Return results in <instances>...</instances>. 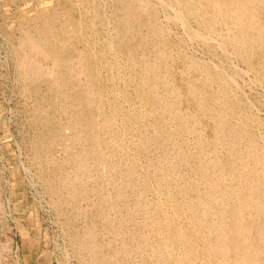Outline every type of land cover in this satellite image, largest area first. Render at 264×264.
Masks as SVG:
<instances>
[{"label":"bare ground","instance_id":"1","mask_svg":"<svg viewBox=\"0 0 264 264\" xmlns=\"http://www.w3.org/2000/svg\"><path fill=\"white\" fill-rule=\"evenodd\" d=\"M76 1L39 13L13 51L46 188H63L55 207L82 220L71 253L83 264H264V120L238 86L248 76L264 89V0H106L104 43L100 4ZM161 10L222 67L171 42ZM92 197L94 223L80 210Z\"/></svg>","mask_w":264,"mask_h":264},{"label":"rangeland","instance_id":"2","mask_svg":"<svg viewBox=\"0 0 264 264\" xmlns=\"http://www.w3.org/2000/svg\"><path fill=\"white\" fill-rule=\"evenodd\" d=\"M75 1L54 0L53 2V0H0V264H83L82 262H80L81 259L76 256L75 252L71 253L72 250L74 251L73 245H71L72 238L73 235L81 232L82 220L74 221L73 211L70 206L68 207V209L67 206H60L61 209L56 208V203L62 202V204H64L65 200L67 202L66 193L63 188H60L59 186V198H57V196L55 195L52 196V194L46 188L45 180L44 177H42L43 174L41 173L42 168L44 169V167L40 165V161H38V153L34 148V145L38 140L37 137L40 135L39 129L34 122L32 126L31 117L28 116L35 103L33 98L22 94L21 88H19L22 86L21 82L19 81L16 68V51L18 50V48H20L21 39L25 34L24 32L33 28V19L39 13L46 10L47 7L49 10L53 11H59L64 8L70 9L74 5ZM77 1L85 2L87 0ZM97 1L101 7L100 9L103 22L101 35L102 42L104 43L108 42L112 36L113 22L115 20V15H113L114 6L106 0ZM42 2H44V4ZM20 4L21 6H19ZM164 14H166L164 10H161L160 21L162 24L166 25V28L164 27V30L171 42H174L175 40L176 41L174 43L181 41V43L185 46L184 48L187 47L186 51L188 52V54L192 56L194 60L196 58V61L198 62H206L205 64H209V66L211 67H213V65L217 64L218 62L217 65L219 66V68L222 67V60L220 56L214 57L210 55L208 49L205 46L203 47L202 44L198 41L190 40L187 35L185 36L186 32L184 28L176 22L174 24V22ZM75 15L77 16V13ZM161 19H163L165 23ZM106 23H108V26L106 25ZM177 24L178 26H176ZM18 26L21 28H19ZM169 27H172L171 32V29ZM105 35L108 36L105 37ZM177 35L179 38L177 37ZM183 39L185 41H183ZM186 43L188 45H186ZM190 45L192 48H190ZM14 50L16 51L13 52ZM42 60H44V63L41 62ZM34 61L37 64L44 66L45 68L51 66V63H49L48 60L39 55H36V57H34ZM210 61L212 64L210 63ZM40 62L43 64H41ZM176 69L178 72H180L179 67L176 64H173L171 66V70L173 71H171L173 75V83L177 88L183 91L182 92L180 90L182 93H184L185 91L182 87L183 84L180 80L181 76L180 73L176 72ZM247 77L248 76L243 78V83L241 81L243 79L238 80L239 87H241L239 84L245 85L239 89L241 92H243V95L247 94V99L250 100L251 104H253L252 111L255 114L257 112L259 115H256L264 120V105L262 104L264 103V89L255 87L254 90H249L248 86L251 79L250 77H248V80ZM176 82H178V84ZM180 83L182 85H180ZM249 91H252L253 93H249ZM261 97L263 100H261ZM28 101H30V104ZM30 105L32 107H30ZM57 107H59V105H57ZM30 135L32 138L28 137ZM32 153H34V155H32ZM54 156L57 158H63V152L61 151V149L54 150ZM92 199L93 197L89 200L82 201V203L80 204L81 207H79L82 211H84L83 208H86L85 211L88 213V219L93 221L94 223L96 221L95 218L93 219L94 212L90 211L92 206ZM59 209L62 211H59ZM100 231L101 230H99V235L97 237L99 242L101 241L100 243L102 244V234L100 233ZM140 232L141 234L143 233V235L148 233L147 229L144 228H142ZM103 240L105 241V239Z\"/></svg>","mask_w":264,"mask_h":264}]
</instances>
